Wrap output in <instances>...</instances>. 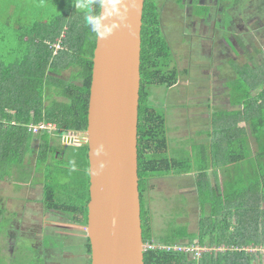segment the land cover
Wrapping results in <instances>:
<instances>
[{
	"label": "trees",
	"instance_id": "obj_1",
	"mask_svg": "<svg viewBox=\"0 0 264 264\" xmlns=\"http://www.w3.org/2000/svg\"><path fill=\"white\" fill-rule=\"evenodd\" d=\"M29 1L33 0H26V3ZM53 1L61 13L56 18L45 19V30L39 41L31 40L30 35L35 39L37 36L35 30L26 26V21H20L19 18L13 23L0 20L9 28L25 31L28 41H31L29 52L22 62L14 63L5 73L0 65V181L3 182L11 183L15 179L12 175L24 174L23 166L32 149L37 154L35 169L41 165L51 167V161L63 159L62 152H54L52 158L48 156L54 145L47 135L64 139L70 133H85L87 128L92 58L101 0H49L51 3ZM17 3V0H8L1 10L8 11ZM153 4L154 0L145 1L141 29L137 176L142 241L144 244L166 246L197 245L208 251L202 252L199 259H194L191 255L177 251L146 250L143 264H254L255 261L256 264H264V252L258 248H264V51L259 53L262 62L255 63L252 69L255 74L253 80L249 79L248 85L238 86L234 83L230 88L231 106H241L242 110L240 113L228 112L225 116L229 118L230 125L225 121L221 134L228 141L223 146L219 142H212L210 160L195 165L192 158L188 162L184 161L183 165L167 154L166 117L159 114L158 108L150 102L154 88L173 89L178 84L179 75V71L171 66V48L161 34L158 11L155 7L151 8ZM19 6L17 4V8ZM55 39L62 41L61 49L59 47L56 54L54 45H58V41ZM69 68L72 69L71 76L67 79L60 76ZM249 90L259 93L255 96L260 102L258 108L251 102ZM240 114L244 120L238 117ZM230 120L241 124L231 123ZM47 124L54 126L52 134L46 128H38ZM33 128H37L35 133ZM248 136H252V140ZM36 140L39 142L37 147L34 146ZM250 141L255 143L253 152L249 150L252 148ZM231 143L237 145L234 152L227 154L224 161L221 159L216 162L215 150L229 152L226 148ZM244 145L246 151L242 150ZM236 149L239 151L235 152ZM87 152V146H78V160L82 169L79 171H84L88 176L86 185L82 184L79 189L75 183L70 193L62 192L61 196H65L60 201L54 197L59 195V191H53L50 174H45L41 207L51 214L44 218L70 214L74 227H86L89 201ZM178 168L175 175L193 174L197 197L204 204L209 202L207 211L215 223L203 229H200V224L197 232L193 233L194 237L175 242L152 236L155 231L153 214L149 208V191L152 177L172 175V171ZM217 168H221L220 173ZM0 202L3 201L0 199ZM2 211L4 209L0 207V222L4 217ZM56 221L51 223L56 225L52 226L57 228L55 232L51 228L44 229L43 223L34 231V238L42 233L46 245L49 241L50 246L56 242L59 244L57 247L72 250V247L63 244L72 240V235H69L71 224ZM250 226L255 230V243L249 240ZM206 238L210 242L208 246L205 244ZM84 241L76 245L82 249L83 257L86 253ZM250 243H254L258 250L245 251ZM71 246L74 247L73 244Z\"/></svg>",
	"mask_w": 264,
	"mask_h": 264
},
{
	"label": "rangeland",
	"instance_id": "obj_2",
	"mask_svg": "<svg viewBox=\"0 0 264 264\" xmlns=\"http://www.w3.org/2000/svg\"><path fill=\"white\" fill-rule=\"evenodd\" d=\"M1 1L0 20L13 23L16 18H19L20 21H26V26L35 30L37 36L35 39L34 36L30 35L32 41L40 40V36L45 30L43 23L47 22L45 19L56 18L61 13L54 1L51 3L49 0L48 2L45 0L43 4V0H33L29 3H26V0H17V4L20 5L19 8L16 4L14 8L10 7L8 11L6 9L5 11L1 10L8 0ZM178 2L184 3V0H161L158 6L159 13L161 11L167 15L171 8L173 10L178 9ZM184 6L186 5L184 4ZM183 7L180 6V9ZM164 9L166 10L164 11ZM175 19L177 25L172 27L173 33H166L164 30V34L166 37L172 38L170 42L174 43L176 47V51L173 52V59L178 66H181L179 81L173 89L154 88L150 102L158 108L159 114L165 115L166 128L169 126V130L173 132V136L167 138L169 150L170 148L171 150L182 148V146L177 145H182L183 140L175 135L174 129L171 128L175 127L177 131H182L185 135L184 145L186 147L189 144L192 148L193 163L196 165L198 162L206 160L208 148L212 146L209 143L211 129L208 131V126L212 120L215 122L220 98L228 94V99L231 100V86L234 83L238 86H241L240 84L248 85L249 79L255 77L254 70H252L255 63L262 62L259 53L264 51V0H206V2H199L198 0V3L194 0L191 9H182L176 14ZM163 21L165 23V16ZM201 25H208L210 32L207 35L210 34V36L201 38L199 34ZM23 33L24 31L20 32L9 28L0 22V65L4 73L8 72L14 63L22 62L29 52L31 41L29 42ZM55 40L58 41L61 49L62 41L60 39ZM238 41H240L242 48L248 47V53L247 50L242 52L241 48L238 49ZM222 43L226 44L228 50L222 46ZM59 47L55 46L54 54L58 52ZM178 57H183V59L180 61ZM186 68L188 74L184 75L182 69ZM222 68L225 70L224 73H221ZM71 70L70 68L66 69L60 76L67 79ZM226 80L229 82L223 84L222 82H226ZM223 86L225 88L222 90L228 89L227 94H222L220 89ZM251 92L252 90L248 91V94L252 96L251 102L258 108L260 102H257L258 99L256 100L255 96L259 93ZM235 93L236 90L233 94ZM178 96H180V101L177 103ZM183 96H189L191 103L184 105L187 102L183 100ZM232 101L234 102V100ZM167 102V105L162 104ZM225 108L232 109L231 107ZM187 115H190V120L192 119L190 122L191 134L186 132L185 128L188 123ZM238 117L244 120L241 114ZM226 119L230 125L229 118L226 117ZM230 121L237 125L241 124L236 120ZM44 128L52 134L51 131L54 126L47 124L42 126V129ZM221 136L223 139V133ZM46 137L54 145L48 156L52 158L51 154L54 152L56 154L62 152L64 154L63 159L51 161V167L46 168V165H41L35 169L37 154L32 149L31 151L34 152L28 155L23 166L24 174L15 176L16 174L12 170L11 172L14 174L12 176L15 177L12 179V184L0 181V199L3 201L0 202V207L4 209L2 211L3 221L0 222V225L3 224L0 227V264H89L88 262H90L88 256L87 258L83 257L82 249L76 246L81 243V240L84 241V237L81 228L72 225L70 214L59 215L58 218L52 219L55 222L60 220L64 224H71L72 229H69L71 232L69 235H72V240L69 242L74 245V247L71 246L72 250L66 247H57L59 244L56 242H53V246H50V241L46 245L41 238L42 233V235L34 238V231L47 222H44V216L51 214L39 207L43 205L41 202L43 198L42 182L46 179L45 174H50L49 178L53 191L55 190L56 193L59 191V195L54 196L57 201L65 196V194L63 197L61 196L62 192L70 193L71 187L75 183L77 188L81 189L82 184L85 183L86 185L88 178L84 171H79L82 169L78 160V147L74 149L65 144L77 145V142L69 143L68 138L63 139L62 137L60 139L54 135H47ZM250 139H252L251 136ZM252 143L255 146L254 141ZM38 144L39 142L36 140L34 146L37 147ZM236 146L234 144L232 148ZM237 151L239 150L236 149ZM221 154L223 153L220 152ZM5 175L9 174L5 173ZM178 191L176 186V192L173 190L171 195L162 197L160 202L157 198L152 204L153 210L157 203L162 208L161 221L155 220L157 216L154 217L155 230L158 232L153 233L152 236L155 238L160 237L161 240L168 239L177 242L191 236L194 237L193 233L197 232L200 224L202 225L200 229H203L204 226L207 227L215 223L207 211L209 202L204 204L195 196L194 189H191L192 195H190L189 202L188 200L184 202L186 197ZM150 205L149 203V208ZM152 209L150 208V211ZM155 213L159 214L157 210ZM43 226L45 229L47 228L45 225ZM157 228H160V232ZM249 231V240L254 241L255 230L252 226L249 227ZM66 242L68 243V241ZM254 243L245 247V251L255 252L259 248L261 252H264L263 247L257 248ZM83 244L88 248L87 242L84 241ZM88 251L89 249H85L84 252L88 255ZM256 263L255 261L254 264Z\"/></svg>",
	"mask_w": 264,
	"mask_h": 264
},
{
	"label": "water",
	"instance_id": "obj_3",
	"mask_svg": "<svg viewBox=\"0 0 264 264\" xmlns=\"http://www.w3.org/2000/svg\"><path fill=\"white\" fill-rule=\"evenodd\" d=\"M143 7L144 0H101L83 134L90 264H143L137 176Z\"/></svg>",
	"mask_w": 264,
	"mask_h": 264
},
{
	"label": "crops",
	"instance_id": "obj_4",
	"mask_svg": "<svg viewBox=\"0 0 264 264\" xmlns=\"http://www.w3.org/2000/svg\"><path fill=\"white\" fill-rule=\"evenodd\" d=\"M171 11V10H170ZM170 11H169V13H170ZM169 13L167 14V15H169ZM176 14L177 13H174V17H176ZM171 18V21L170 22H168L169 21V19ZM169 19L168 20H166L167 21V23H165V25H167L168 24V26H172L173 24V26L172 27H174V26H176L177 25V20L174 18L173 19V16H169ZM6 25V24H5ZM167 33H173V32H170V31H167V30H165ZM210 31H209V27H208V25L206 26V25H201V27H200V31H199V34H200V36H201V38L203 39V38H206L208 35H207V33H209ZM23 36H26V33H25V31H24V33H23ZM167 40H168V42L170 43L169 44V46H170V48H171V60H170V62H171V66H172V68H174V67H178V68H174V70H178L179 71V74L181 73V70H180V65L178 66L176 63H175V60L173 59V52H175L176 51V47H175V45H174V43H172V42H170V41H172V38H170V37H167ZM174 41V40H173ZM240 41H238V49H242L241 51L242 52H244L245 50H247V53H248V47H244V48H242V46H240L239 43ZM222 46L225 48V49H227V46H226V44H224V43H222ZM228 50V49H227ZM229 52H232L231 50H229ZM227 57H229V56H227ZM179 58V60L181 61L182 59H183V57H178ZM187 69V68H186ZM224 68H222V72L221 73H224V71L225 70H223ZM186 71V72H185ZM182 74H188V72H187V70H184V69H182ZM218 74H220L219 72H218ZM179 76V75H178ZM178 81H179V77H178ZM227 82H229V80H226V82H222L223 84H225V83H227ZM225 87L223 86V87H221V91H222V94H227V91H228V89L226 88L225 89V91L224 90H222V89H224ZM153 92V91H152ZM152 97V96H151ZM182 98H184L183 100L184 101H186L187 103H184V105H186V104H189V103H191V99H189V96H187V97H185V96H183ZM206 100V99H205ZM180 101V96H178L177 97V103ZM163 105H167L168 104V102L167 103H162ZM225 107H231L232 109H230V108H225ZM241 107V106H240ZM216 110H219L218 112H216L217 114H216V117H215V122L212 120L211 121V123H209V126H208V131H210V129H211V133H210V135H209V137H210V142L209 143H211V145H212V142L213 141H215L216 143L217 142H219L222 146L228 141L227 139L226 140H224L225 138H224V136H223V139H222V136H221V130H223L224 128H225V125H224V122L226 121V123H228V121H227V119H226V114L228 113V112H239V111H241L242 109L241 108H237V107H234V106H231V103H230V99H228V94L227 95H225V96H222L221 98H220V103H219V108L218 109H216ZM188 112H189V109H188ZM186 115V114H185ZM187 126H185V128H186V132L188 131L189 132V134H191V124H190V122H192V119L190 120V115H187ZM217 121H219V122H217ZM194 123V122H193ZM184 124H185V120H184ZM173 125H175V124H173ZM172 126V125H171ZM223 126V127H222ZM171 128H173L174 129V133H175V135H177V136H179V138L180 139H182L183 140V143H182V145H177V146H182V148H177V149H174V150H171V148H170V150H169V152H167V154L168 155H170L171 156V158H173V160H177L178 162H182L183 163V165H184V161L186 162H188V161H190L193 157H194V154H193V150H192V148H190V146H189V144L185 147V145H184V137H185V135H183V132L182 131H177L176 129H175V127H171ZM170 128H169V126H167V128H166V130H167V133H166V137L167 138H169V137H172L173 136V132L172 131H170L169 130ZM180 130V129H179ZM213 133H215V134H213ZM188 134V133H187ZM189 137V136H188ZM248 137H250V136H248ZM252 137V136H251ZM249 140H252V139H249ZM250 145H251V147L252 148H250L249 150H251V152H253V150H254V148L255 147H253L254 146V144L252 143V141H250ZM230 146H231V148H229V152H224V151H222L221 149H217V150H215V161L216 162H219V160H221V159H223V161L225 160V156L227 155V154H229V153H233L234 152V150H235V148H232L233 146H234V143L233 144H230ZM246 146L244 145L243 147H242V150H244V151H246L247 149L245 148ZM212 146H210L209 148H208V151H207V156H206V160H210L212 157H211V155H212ZM253 149V150H252ZM220 152L221 153H223V154H221L220 155ZM236 152V151H235ZM221 157V158H220ZM177 165H179V163H177ZM173 167H175V166H173ZM180 168H178L177 170H173L172 171V175L170 174V175H168V176H159V175H157V176H155V177H152V181H151V189H150V191H149V203L151 204L150 206H151V209L153 208L152 207V204H153V202L157 199V198H159L158 200H159V202L162 200V197H164V196H168V195H171V193H172V191L173 190H175V192H176V186L178 187V189H179V191L178 192H180V193H182L185 197H186V199H184L183 201L185 202V201H187L188 200V202H189V200H190V195H192V192H191V189H194V194H195V196L197 197V194H196V190H195V181H194V176H193V174H191V173H188V174H180V173H178V174H176L175 175V173H177L178 172V170H179ZM184 169V168H183ZM210 170H212V169H210ZM217 170L219 171V173H220V170H221V168H217ZM181 171V170H180ZM174 173V174H173ZM209 173H212L211 171L209 172ZM191 182H192V184H191ZM37 202V201H36ZM42 202V201H41ZM187 202V203H188ZM39 207H41V206H39ZM34 208H36V207H34ZM158 211V215L155 213V211ZM161 210H162V208H161V205L160 204H156V206H155V209L153 210H151V212H152V214H153V218L155 217V216H157V217H155V220L156 219H158L159 221H161L160 219H162V216H161ZM153 222H154V219H153ZM182 222H183V220H182ZM186 222H187V218H186ZM163 227H165V224H163ZM230 229H232V227L230 228ZM153 230L155 231V233H158L156 230H155V224L153 225ZM157 230L160 232V228H157ZM209 239L208 238H206L205 239V244L208 246L209 245Z\"/></svg>",
	"mask_w": 264,
	"mask_h": 264
},
{
	"label": "flooded vegetation",
	"instance_id": "obj_5",
	"mask_svg": "<svg viewBox=\"0 0 264 264\" xmlns=\"http://www.w3.org/2000/svg\"><path fill=\"white\" fill-rule=\"evenodd\" d=\"M145 1L147 2V0H144V5H145ZM161 0H154V4H153V6H151V8H157V11H158V6H159V2H160ZM185 1H186V3H185ZM199 2H206V0H199ZM179 3L180 2H178V9H175V10H173V8H171V11H170V13H169V15H164V12H162L161 13V11H160V13H159V11H158V15H159V22H160V30H161V34H162V36H163V38L167 41V43H168V45L170 44L169 42H168V40H167V37L165 36V34H164V30H167V31H170V32H173L172 31V26L174 25H172L171 27L170 26H168V24L167 25H165V23H167V21L166 20H168L169 19V16H173V19L175 18L174 17V13H178V12H181L182 11V9L183 10H185V9H191V6H192V4L194 3V0H184V3H180V5H179ZM196 3H198V0H196ZM209 3V2H208ZM186 5V6H184L183 7V5ZM200 4H202V3H200ZM180 6H182L183 8L182 9H180ZM144 8V7H143ZM166 9H164V11H165ZM161 14H162V18H161ZM165 16V23H164V21H163V17ZM171 21V18L169 19V21L168 22H170ZM163 24V25H162ZM167 33V32H166ZM209 36H210V34H209ZM240 45V44H239ZM172 51V50H171ZM174 68H178L177 66L176 67H174ZM184 70H187V69H184ZM188 72V71H187ZM141 77V76H140ZM140 90H141V87H140ZM140 92V91H139ZM83 134L84 133H81V134H79V133H70V140L72 141V142H74V143H76L77 142V145H72V146H74V147H78V146H86V144H83V142H84V139H83ZM74 138V139H73ZM72 142H69V143H72ZM81 143V144H80ZM137 143H138V135H137ZM45 220L44 221H47V222H45L44 224H45V227H47V228H51L52 229V231H56L55 229H57L56 227H54V228H52V226H56V225H53V224H51L54 220L52 219V218H50V217H46V218H44ZM51 220V221H50ZM46 228V229H47ZM81 228V227H80ZM84 228H86V227H84ZM45 229V228H44ZM44 238H43V240H45V235L43 236ZM85 239V238H84ZM69 242V241H68ZM85 242H86V239H85ZM63 244H65V245H68L69 244V246H67V247H71V245H72V243H67V242H63ZM84 248V250L86 249V247L84 246L83 247ZM85 253V252H84ZM88 255H86V253H85V258L87 257Z\"/></svg>",
	"mask_w": 264,
	"mask_h": 264
},
{
	"label": "built area",
	"instance_id": "obj_6",
	"mask_svg": "<svg viewBox=\"0 0 264 264\" xmlns=\"http://www.w3.org/2000/svg\"><path fill=\"white\" fill-rule=\"evenodd\" d=\"M55 46H58L57 44ZM59 47V46H58ZM38 128H42V125ZM37 128H33V132H36ZM69 142H72L69 138H68ZM83 232H86V228H82ZM144 251L146 250H163V251H177V252H181V253H186L188 255H191L192 258L194 259H199L201 256V253L204 251H208V249L206 248H202L199 247L197 245H190V246H166L163 244H158V243H147L144 244L143 246Z\"/></svg>",
	"mask_w": 264,
	"mask_h": 264
},
{
	"label": "clouds",
	"instance_id": "obj_7",
	"mask_svg": "<svg viewBox=\"0 0 264 264\" xmlns=\"http://www.w3.org/2000/svg\"><path fill=\"white\" fill-rule=\"evenodd\" d=\"M51 125V124H50ZM138 125V124H137ZM42 126H44V125H42ZM64 138H69L70 139V134L69 135H67V136H65ZM66 145H70V144H67V143H65ZM82 228H84V227H81V232H82V235H83V237L85 238V234H86V232H87V227H86V232H83L82 231ZM86 239V238H85Z\"/></svg>",
	"mask_w": 264,
	"mask_h": 264
}]
</instances>
